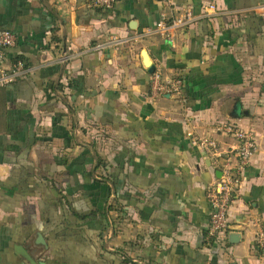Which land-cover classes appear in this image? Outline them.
Masks as SVG:
<instances>
[{
  "label": "crops",
  "instance_id": "obj_1",
  "mask_svg": "<svg viewBox=\"0 0 264 264\" xmlns=\"http://www.w3.org/2000/svg\"><path fill=\"white\" fill-rule=\"evenodd\" d=\"M173 2L98 10L88 0H0V32L18 36L7 62L23 57L31 68L0 87V264H30L21 248L44 264H125L123 254L141 264H264L253 247L254 221L264 224V0ZM180 8L197 20L171 41L155 26ZM114 37L123 42L99 47ZM152 64L182 77L183 91L153 96ZM189 118L202 133L225 119L257 137L233 230L218 243L207 227L220 171L191 145ZM219 138L225 149L233 142ZM59 195L100 212L65 221Z\"/></svg>",
  "mask_w": 264,
  "mask_h": 264
},
{
  "label": "built area",
  "instance_id": "obj_2",
  "mask_svg": "<svg viewBox=\"0 0 264 264\" xmlns=\"http://www.w3.org/2000/svg\"><path fill=\"white\" fill-rule=\"evenodd\" d=\"M120 0H88L89 6L93 8L110 9ZM174 0H166L167 4L175 7ZM212 9L217 6L210 4ZM262 17L264 18V4L260 5ZM171 16L166 14L156 24L155 31L166 39L174 41L175 31L188 29L197 20L196 15L189 8H180ZM18 36L9 30L0 32V87L9 85L31 71L22 59L7 62L9 60L7 49L17 43ZM121 39L114 37L109 42L99 44V47L114 46L122 43ZM151 94L153 96L165 95L166 93H181L183 91V78L165 77L162 70L157 69L149 79ZM186 136L193 147L198 148L208 157L213 165L220 171V176L210 187L209 194L212 205V213L208 224V234L214 238V242L224 241L228 233L233 230L230 224L229 211L234 202L238 186L242 181L244 172L251 162L252 157L258 150L256 134L251 130L240 127L232 120L218 119L211 123V132L202 133L197 130L195 121L187 119ZM217 136V137H216ZM228 144V139L233 142L223 147V140ZM225 143V142H224ZM256 232L253 247L264 253V224L261 219L254 221Z\"/></svg>",
  "mask_w": 264,
  "mask_h": 264
},
{
  "label": "trees",
  "instance_id": "obj_3",
  "mask_svg": "<svg viewBox=\"0 0 264 264\" xmlns=\"http://www.w3.org/2000/svg\"><path fill=\"white\" fill-rule=\"evenodd\" d=\"M95 9L99 10V8H95ZM14 59L15 60H17V59L24 60L23 57H17ZM62 199H64L65 202H62ZM59 200L61 202V206L63 208H66L71 213L70 218H65V221L69 220L68 222H70L71 221L70 219H72V218L76 219L79 222H85V221L89 220L90 218H92L93 216L97 217L98 213L100 212L99 209H95V210L92 209L90 205L85 206L84 203H78L77 199L75 197H71L69 195H59ZM84 207H88V209H90V210L88 212H86L87 210ZM109 207H110L109 209H111L113 207V205H110ZM106 219L102 220L104 226H106L109 223L108 219L107 220ZM210 239H211V241H213L212 237ZM260 252H262V251H260ZM123 256H124L123 259H124L125 264H141L138 261H135L134 259H131L124 254H123Z\"/></svg>",
  "mask_w": 264,
  "mask_h": 264
},
{
  "label": "water",
  "instance_id": "obj_4",
  "mask_svg": "<svg viewBox=\"0 0 264 264\" xmlns=\"http://www.w3.org/2000/svg\"><path fill=\"white\" fill-rule=\"evenodd\" d=\"M154 70H155V65H154V64L150 65L149 68H148V71H149L150 73H153ZM220 174H221V173L218 172V175H220ZM235 234H237V233H235ZM20 253H21V255H23V256L25 257V259H26L30 264H44L43 262L36 260V259H35V258L29 253V251H28L27 249H25V248H21V252H20Z\"/></svg>",
  "mask_w": 264,
  "mask_h": 264
}]
</instances>
